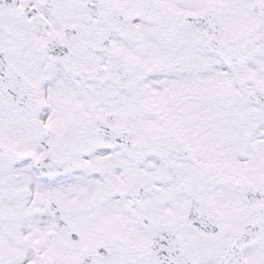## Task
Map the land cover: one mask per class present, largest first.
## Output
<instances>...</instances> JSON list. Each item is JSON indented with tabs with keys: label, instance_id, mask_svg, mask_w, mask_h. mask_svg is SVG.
<instances>
[{
	"label": "snow or ice",
	"instance_id": "obj_1",
	"mask_svg": "<svg viewBox=\"0 0 264 264\" xmlns=\"http://www.w3.org/2000/svg\"><path fill=\"white\" fill-rule=\"evenodd\" d=\"M0 264H264V0H0Z\"/></svg>",
	"mask_w": 264,
	"mask_h": 264
}]
</instances>
